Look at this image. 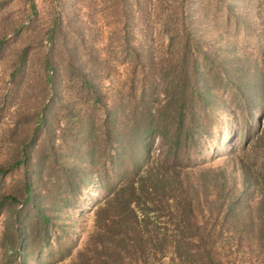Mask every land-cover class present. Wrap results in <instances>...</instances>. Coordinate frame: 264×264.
<instances>
[{"label": "rangeland", "instance_id": "374dc122", "mask_svg": "<svg viewBox=\"0 0 264 264\" xmlns=\"http://www.w3.org/2000/svg\"><path fill=\"white\" fill-rule=\"evenodd\" d=\"M184 70L196 144L182 169L202 246L146 264H264V0H0V201L17 199L0 206V264L81 263L135 163L171 164L159 133L150 152L121 141L159 118Z\"/></svg>", "mask_w": 264, "mask_h": 264}, {"label": "trees", "instance_id": "16d2710c", "mask_svg": "<svg viewBox=\"0 0 264 264\" xmlns=\"http://www.w3.org/2000/svg\"><path fill=\"white\" fill-rule=\"evenodd\" d=\"M184 82L176 85V90L172 92V98L164 105L158 107L156 112L159 118L142 122L143 125H136L141 133L135 141L125 134V152H129L131 145L144 147L150 152V147L146 137L151 133H159L165 138H169L170 152L174 155L171 164L151 163L141 166L135 163L136 170L132 172L126 181L116 187L112 194L106 199L103 205L96 212L95 230L90 236L85 249L79 253L80 264H137L148 263V260L157 254H164L165 247L172 245L176 248L179 256L190 258V247L200 248L202 238L198 229L200 225L192 220L196 211L195 197L191 186L187 185L188 174L182 169L185 164L182 162L185 150L196 144L194 139L195 128L188 126L186 118L191 109V102L186 98V87L189 86L190 76L184 70ZM212 85H216V79H212ZM179 89V91H178ZM214 87L198 91L199 98L207 101ZM171 94V93H170ZM180 96H176V95ZM208 102V101H207ZM175 128L172 136L170 131ZM131 140V142H130ZM148 144V145H147ZM23 162L17 161L11 169L21 165ZM0 168V174L6 173ZM210 173L201 171L199 176ZM223 172H218L217 175ZM184 174V175H183ZM218 186V180L215 179ZM224 185L218 192V197L224 191ZM222 189V191H221ZM28 198L26 202H32L35 195L28 186ZM246 189L243 191V194ZM16 201L15 197H4L0 201V206L8 200ZM224 198V197H223ZM238 199H230L227 202V209L233 210ZM226 201H222L224 206ZM41 218L46 223L50 220L46 215L41 214ZM168 219L175 229H168V225H162L160 219ZM181 219V220H179ZM167 224V223H166ZM165 226V227H161ZM200 239L199 243L196 242ZM26 241L24 249H26ZM205 255L210 257V252L205 248Z\"/></svg>", "mask_w": 264, "mask_h": 264}]
</instances>
